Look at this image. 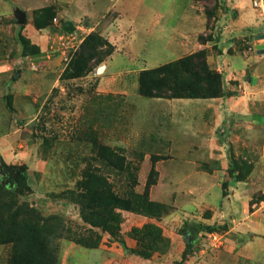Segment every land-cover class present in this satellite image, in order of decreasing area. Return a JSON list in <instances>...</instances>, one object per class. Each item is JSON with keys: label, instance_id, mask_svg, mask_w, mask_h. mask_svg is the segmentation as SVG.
Segmentation results:
<instances>
[{"label": "rangeland", "instance_id": "rangeland-1", "mask_svg": "<svg viewBox=\"0 0 264 264\" xmlns=\"http://www.w3.org/2000/svg\"><path fill=\"white\" fill-rule=\"evenodd\" d=\"M193 4L205 19L201 43L207 39L203 44L224 55L233 44L248 55L264 49V18L252 0ZM193 4L0 0V264H195L203 258L230 264L241 241L237 229L229 231L231 218L264 239V128L251 124L247 144L225 142L231 133H218L213 151H181V131L169 133L171 117L189 111L191 101L208 100L146 98L135 89L138 68L181 56V27L199 30L198 20L181 22L182 10L191 15ZM117 5L127 11L111 28L124 73L111 76L105 69L112 53L82 74L69 70L84 40L75 48L59 40L63 23L110 42L105 27ZM137 9L143 18L130 24ZM154 14L163 16L151 41ZM32 47L44 57L33 58ZM205 60L226 92L241 94L243 87L229 88L237 80L208 64L206 52ZM135 119L156 128L158 141L175 139L178 148L155 149L144 131L131 130ZM206 225L221 235L220 246L199 230Z\"/></svg>", "mask_w": 264, "mask_h": 264}, {"label": "crops", "instance_id": "crops-1", "mask_svg": "<svg viewBox=\"0 0 264 264\" xmlns=\"http://www.w3.org/2000/svg\"><path fill=\"white\" fill-rule=\"evenodd\" d=\"M191 3L193 4V0H191ZM189 8H190L189 12H192L191 15H185L184 13L186 11L182 10V14H181V22H183L182 24H187V23L189 24L191 22L193 23V20L195 19L198 20L200 28L199 30L188 32L184 30L183 27H181V37L177 40L179 43H181V56H177V58H175L174 60L184 55L196 52L200 49H205L206 59L211 67L217 69L218 71H224L226 73V78H229L234 81L237 80V84L231 85L229 87L230 90L231 91L235 90L237 86L243 87L244 90H241V94L237 96L230 95L226 97H217V98H195V99L208 100V101H191V103L189 104H191L192 106L186 104L188 106L189 111L187 112L182 111L181 117L180 116H177V118L171 117L172 120L169 123L171 127L169 129V133L175 136V134L179 135L181 131V137H183V139L181 138V151H199V150L202 151L208 148H210V150L213 151V149L211 148H214L217 145V138L220 136L219 135L220 133L222 134L221 135L222 137L227 136L229 133H231V135L233 136L231 138L224 139V141L226 140L229 141L230 143H233L235 141L244 144L246 143V141H248V134H249L248 132L251 124L261 126L264 128V108L262 109V105L264 102V98H263L264 92L261 91L262 87H264V54L259 53L256 55L253 54L248 55L247 50H243L242 52L238 51L236 49L237 47L233 44L228 47V49H231L232 52L230 53L226 52L227 55H224L223 49L215 51L213 50L212 45L209 44V42H207L206 44L201 43L198 37L199 34L202 33L201 29L205 19H203L201 10L197 9L194 4L190 5ZM141 11L142 10L140 9H137L135 11L136 14L133 16L134 18L131 19L130 24L132 23L134 24L135 22H137V20L143 18L142 16H140ZM125 15H127L126 9H124L123 7H118L117 14L113 18L112 22H110L105 27V35L107 39L115 47L114 51L111 54V57L106 61V64L104 65L105 69L108 70L111 76L121 75L122 73H124L121 71L123 69H126L123 68L122 70H120L121 68H118V65H116L115 59L119 55L122 56L123 53L120 50L121 47L118 46L120 43V41H118V36L115 35L114 31H111L114 22L115 21L119 22V20L123 19ZM162 16H163L162 14L159 15L154 14L149 19L151 20L155 18V20L152 23V26H150L151 27L150 31L151 33H153L151 35V41L153 40L155 34V28L161 26L158 17L161 18ZM117 30L122 34H124L120 28H118ZM222 41L226 42L225 40ZM238 56L243 58V60H241ZM42 57H44V54L41 56V58ZM149 68H153V67H148L146 64H144L141 68H138L137 70H144ZM125 72L127 73V70ZM133 72H135L136 74L138 73V71H133ZM243 75L246 77L245 82H240V78H242ZM135 89L138 90V84ZM101 90H105V89H101ZM137 92L140 96L146 98H152L141 95L139 91ZM162 99H167V98H162ZM172 99H192V98H172ZM184 109H186V107H184L183 110ZM180 121H181V128L179 126ZM134 122H136L138 126L136 129L133 128L131 130H136L138 134L144 131L145 134L147 135V139L154 144L155 149H167L172 151L173 149L178 148L177 146L178 142H176L175 139L166 140L165 138L164 142L158 141L162 139H159L157 136H152V131H157L156 128L155 129L145 128L142 126V124H144V121H138L137 119H135ZM219 129L220 132H218ZM235 131H241V134L234 135ZM225 142L221 144V149H224V147L226 146ZM195 178L196 177H193V180H195ZM200 199L202 201L204 200L205 202H211L210 199L203 196L200 197ZM232 203H233V199L226 200L227 206H230V204ZM243 210L244 208L242 209V211ZM204 220L210 221V219H204ZM224 222H226V220ZM228 222L231 224V225L229 224L230 225L229 231L233 229H237L238 230L237 232H240L239 236H241V241H239V245H238L240 247L238 248V250H235L234 254H231V256L235 258V261H233L230 264H239V261H241V259L243 260L242 261L243 264H264V260L262 259V255H261L262 252H264V239L260 238V236L258 235H255L253 231L243 228L242 225L236 227L235 218L229 219ZM232 244H233L232 246H235L234 240ZM232 246H230V249L233 248ZM195 264H227V263L222 261H212L210 258L209 259L203 258Z\"/></svg>", "mask_w": 264, "mask_h": 264}, {"label": "trees", "instance_id": "trees-1", "mask_svg": "<svg viewBox=\"0 0 264 264\" xmlns=\"http://www.w3.org/2000/svg\"><path fill=\"white\" fill-rule=\"evenodd\" d=\"M83 40L75 64L72 68L71 65L68 67L69 70L79 74L91 70L93 60H103L114 49L110 42L96 32L89 33ZM102 46H106L107 50L101 53L98 49ZM29 53L33 58H39L43 55L36 47H32ZM138 91L147 97L167 99L215 98L232 95L222 87L220 73H215L209 69L203 49L159 66L141 70L138 76ZM199 230L212 232L215 231V227L206 225ZM185 246L190 247L191 243H186Z\"/></svg>", "mask_w": 264, "mask_h": 264}, {"label": "built area", "instance_id": "built-area-1", "mask_svg": "<svg viewBox=\"0 0 264 264\" xmlns=\"http://www.w3.org/2000/svg\"><path fill=\"white\" fill-rule=\"evenodd\" d=\"M252 6L259 10L260 15H262L264 18V0H252ZM86 35L87 34L84 31V27L75 25L73 31H65V34L60 36L59 40H65L68 45L75 48L79 46ZM205 235L208 236V241H210L212 246L218 247L222 244L221 235L218 232H206ZM198 236L199 235L196 236V239Z\"/></svg>", "mask_w": 264, "mask_h": 264}, {"label": "water", "instance_id": "water-1", "mask_svg": "<svg viewBox=\"0 0 264 264\" xmlns=\"http://www.w3.org/2000/svg\"><path fill=\"white\" fill-rule=\"evenodd\" d=\"M62 27L65 31H73V29H74V26L70 21H65L63 23ZM263 52H264V49H258V53H263ZM184 236L186 239V243H189L190 242V235L185 233Z\"/></svg>", "mask_w": 264, "mask_h": 264}]
</instances>
